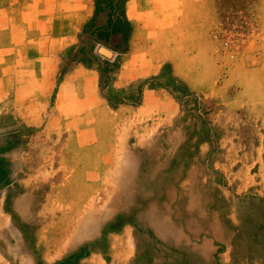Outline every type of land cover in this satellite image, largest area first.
<instances>
[{"label":"rangeland","instance_id":"obj_1","mask_svg":"<svg viewBox=\"0 0 264 264\" xmlns=\"http://www.w3.org/2000/svg\"><path fill=\"white\" fill-rule=\"evenodd\" d=\"M0 264H264V0H0Z\"/></svg>","mask_w":264,"mask_h":264},{"label":"bare ground","instance_id":"obj_2","mask_svg":"<svg viewBox=\"0 0 264 264\" xmlns=\"http://www.w3.org/2000/svg\"><path fill=\"white\" fill-rule=\"evenodd\" d=\"M156 215L154 213H152V210L149 211V213L145 216V219L147 221V226L148 227H152L153 228V231L156 232V227L155 225H157L158 223L155 221L156 219ZM155 223V224H154ZM158 226V225H157ZM179 238H180V243H183L185 240L188 239V235L187 234H180L179 235Z\"/></svg>","mask_w":264,"mask_h":264},{"label":"crops","instance_id":"obj_3","mask_svg":"<svg viewBox=\"0 0 264 264\" xmlns=\"http://www.w3.org/2000/svg\"><path fill=\"white\" fill-rule=\"evenodd\" d=\"M128 3V2H127ZM85 6V5H84ZM84 6L78 7L76 4L72 5L68 3L67 5H63V7L68 8L69 10H75V9H85ZM60 8V7H59ZM134 9L136 11V3L134 5Z\"/></svg>","mask_w":264,"mask_h":264}]
</instances>
